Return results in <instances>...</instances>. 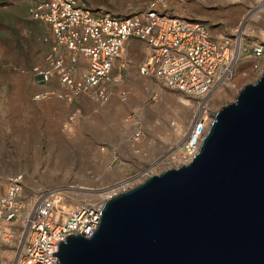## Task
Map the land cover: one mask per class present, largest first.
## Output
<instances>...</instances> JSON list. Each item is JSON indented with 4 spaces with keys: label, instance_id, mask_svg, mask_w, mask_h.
I'll use <instances>...</instances> for the list:
<instances>
[{
    "label": "rangeland",
    "instance_id": "1",
    "mask_svg": "<svg viewBox=\"0 0 264 264\" xmlns=\"http://www.w3.org/2000/svg\"><path fill=\"white\" fill-rule=\"evenodd\" d=\"M35 1L0 0V179L24 173L26 204L46 189L61 188L58 213L66 217L84 202L103 205L117 182L130 188L151 174L180 165L198 98L142 74L138 59H116L113 77L119 79L112 81L106 102L88 95L34 98L43 86L32 68L46 61L50 45L45 37L51 33L47 24L32 16ZM259 1L167 0L162 6L170 15L205 21L216 37H240L234 83L221 86L208 100L215 113L262 75L264 54L258 57L254 51L257 44L264 46V4L256 8ZM87 3L94 10L129 17L142 14L149 0ZM123 61L126 67L120 71ZM57 85L54 78L51 86ZM127 126L135 132L141 129V137L122 139L116 153L101 142L123 133ZM97 149L101 154H94ZM2 255V264L13 260L11 252L5 262L4 251Z\"/></svg>",
    "mask_w": 264,
    "mask_h": 264
},
{
    "label": "built area",
    "instance_id": "2",
    "mask_svg": "<svg viewBox=\"0 0 264 264\" xmlns=\"http://www.w3.org/2000/svg\"><path fill=\"white\" fill-rule=\"evenodd\" d=\"M166 4L167 0H149L142 14L121 17L92 9L87 0H36L31 14L47 24L51 33L45 37L50 45L46 61L32 68L43 86L34 98L88 95L106 102L112 81L119 79L113 77L116 59L122 56L127 40L137 37L148 51L140 72L198 98L182 148V163H188L199 151L216 115L209 98L236 79L240 37H216L205 21L163 12ZM254 51L261 57L264 46L257 44ZM125 67L123 61L118 68L122 71ZM54 78L58 80L55 87L51 86ZM141 135L138 129L133 137ZM24 186L22 172L0 179V264L3 251L4 262L8 252L13 254L10 264H61L59 256L53 255L58 244L72 234L92 236L103 205L84 202L60 217L57 198L61 188L46 189L26 204ZM119 188L129 187L123 181L111 185L108 198L123 191H117Z\"/></svg>",
    "mask_w": 264,
    "mask_h": 264
},
{
    "label": "water",
    "instance_id": "3",
    "mask_svg": "<svg viewBox=\"0 0 264 264\" xmlns=\"http://www.w3.org/2000/svg\"><path fill=\"white\" fill-rule=\"evenodd\" d=\"M61 264H264V69L215 115L199 151L108 198Z\"/></svg>",
    "mask_w": 264,
    "mask_h": 264
},
{
    "label": "crops",
    "instance_id": "4",
    "mask_svg": "<svg viewBox=\"0 0 264 264\" xmlns=\"http://www.w3.org/2000/svg\"><path fill=\"white\" fill-rule=\"evenodd\" d=\"M147 45L146 43L137 38V37H131L127 40L124 51H123V60H127V58H134V59H138V63H142V59H145L146 55H147ZM141 60V62H140ZM132 133V135H131ZM135 133L134 130H132V127H126L124 132L122 133L120 131L118 136H121L120 138H118V136L114 135V137H112V139H108L105 138L103 141L98 140V142H103L104 144H106L107 146H110L114 152L116 153V150H120L121 149V145H122V139H131V136H133ZM121 139V140H120ZM94 154H101V152L99 151V149H97V151ZM121 171H125V168L120 166ZM102 177V176H101Z\"/></svg>",
    "mask_w": 264,
    "mask_h": 264
},
{
    "label": "bare ground",
    "instance_id": "5",
    "mask_svg": "<svg viewBox=\"0 0 264 264\" xmlns=\"http://www.w3.org/2000/svg\"><path fill=\"white\" fill-rule=\"evenodd\" d=\"M263 4H264V0H260L259 2H258V4H257V6H256V8L257 7H260V6H263ZM255 8V9H256ZM249 17V15L247 16V18ZM190 101V100H189ZM191 102V101H190ZM190 102H188L187 101V104H189ZM177 146H180V143H177ZM175 153V151L173 152V154ZM124 183V182H123ZM78 188H86L87 189V187H83V186H78ZM92 189V188H91ZM121 188H119V189H117V191H119ZM121 190H123V189H121ZM93 191V190H92ZM91 191V192H92ZM108 194H110V192L108 193ZM92 195V194H91Z\"/></svg>",
    "mask_w": 264,
    "mask_h": 264
}]
</instances>
